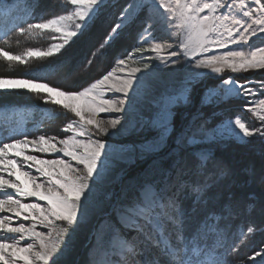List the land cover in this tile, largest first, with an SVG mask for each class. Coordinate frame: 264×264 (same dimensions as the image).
Wrapping results in <instances>:
<instances>
[{"label":"snow or ice","instance_id":"6c2138e0","mask_svg":"<svg viewBox=\"0 0 264 264\" xmlns=\"http://www.w3.org/2000/svg\"><path fill=\"white\" fill-rule=\"evenodd\" d=\"M19 3L0 0V17ZM23 4L24 18L0 32V58L60 59L41 74L0 76V96L30 93L41 102L34 107L53 106L41 109L35 131L6 126L0 138V264H59L97 214L86 264H97L99 251L107 264H245L229 258L259 226L232 222L257 208L264 214V163L237 171L217 149L257 138L264 159V77L243 75L264 73V0H53L61 11L42 0ZM14 35L51 42L16 54L5 47ZM125 36L135 44L113 54L114 65L87 87L49 83L53 72H87ZM78 43L82 58L66 55ZM235 101L240 108L230 115ZM55 109L75 117L62 137L41 130L59 119ZM0 112L12 115L13 106L0 102ZM125 133L143 139L117 143ZM149 157L117 197L121 166ZM252 185L261 188L258 199L239 194ZM248 260L264 264V246Z\"/></svg>","mask_w":264,"mask_h":264},{"label":"rangeland","instance_id":"374dc122","mask_svg":"<svg viewBox=\"0 0 264 264\" xmlns=\"http://www.w3.org/2000/svg\"><path fill=\"white\" fill-rule=\"evenodd\" d=\"M13 9L16 13H19V17H24V4L23 0H20L19 6L17 7L16 4H13ZM42 8H55V11H61L59 5H54L53 0H42ZM71 7V6H67ZM52 14V13H49ZM21 21V20H20ZM159 34V33H158ZM255 40L256 44H260L261 40L257 38H253ZM19 40V43L16 41ZM51 41L49 40L47 35L44 36H35L31 38H26L25 36H13L12 41H10V46L7 47V50L10 52L19 54L22 53L26 48L32 47V48H46L48 44ZM135 37L134 36H125L120 42H118L115 49H113V52L109 54L108 58L104 60H94L93 65L88 69L87 72H81L78 74V76H73L71 78H66L65 73L63 71H59L58 75L60 76L58 79H48L50 84L53 85H59L66 89H80L82 87H87L88 83L90 82L91 78H94L95 76L100 75L104 72V70H110L111 66L114 65L115 61L113 59V54H118L120 51H123L124 47L129 45L128 48L132 47L135 43ZM0 46H3L0 44ZM81 45L78 43L75 45L66 55L69 56H76L77 58H82L81 52ZM134 55H139V53H135ZM60 57H52L48 59L44 58H30L27 64H19L17 62H12L9 64L8 62L4 61L2 58L0 60L4 62V66L2 67V71H0V76H6V77H12V78H20L23 77V73L26 71L21 72L22 69L31 67V66H47L49 64L55 63ZM104 61V62H103ZM102 63V64H101ZM105 63V64H104ZM133 64V62H128ZM101 65V66H99ZM103 65V67H102ZM102 69H101V68ZM94 70H92V69ZM103 70V71H102ZM92 71V72H91ZM98 71V73H97ZM102 71V72H101ZM90 72V73H89ZM81 74V75H80ZM83 74V75H82ZM227 74V73H226ZM62 75V76H61ZM80 75V76H79ZM90 75V76H89ZM92 75V76H91ZM246 76H254L257 79L264 77V73L261 72H249L246 74H243ZM83 76V77H82ZM81 77V78H80ZM88 78V79H87ZM99 78V76H98ZM78 79V80H77ZM73 80H77V84L74 82H71ZM82 80V81H80ZM88 80V81H85ZM64 82V83H63ZM79 83V84H78ZM75 85V86H74ZM81 85V86H79ZM20 95V94H16ZM16 95H9V96H16ZM28 99H26V103L24 105H11L13 106L14 114L8 115L3 112H0V125H4L7 123V127H15L17 125L22 127H27L30 129H33L35 131V125L41 120L42 111L41 109L46 110H52L50 107H45L44 105H41V108L34 107L35 105L41 104V102L32 94L30 93H24L23 95ZM3 97V96H0ZM240 101H235L231 105L228 106V113L235 114L239 108H240ZM44 106V107H43ZM59 110V109H58ZM63 111V109H60ZM244 118H246L250 124L254 126H259L260 122L256 120L250 113H243ZM5 117V118H4ZM69 119H72L68 113L62 112V115H60L59 119L54 121H45L42 127V131L49 134V135H57V136H64L66 135L61 131V128L64 123H66ZM112 130H110L111 132ZM4 137L0 131V138ZM105 141L109 140L108 136H104ZM133 137V138H132ZM141 137V136H140ZM139 134L133 133L131 135L125 133L122 136H117L115 138L117 143H131L133 141H139L143 139V137L140 138ZM126 138V142H120V139ZM133 139V141H132ZM131 141V142H130ZM229 151L230 154H233L235 150L244 151L246 156L249 157L248 154H251L252 156L256 154H260V148L257 138H253V143L247 146H242L238 144H228L227 146L217 149V156L222 159L225 163L229 159L223 157L224 151ZM221 154V155H220ZM40 155V154H37ZM163 153H161V156ZM152 158L149 157L145 160H137L136 163L130 164V165H122L121 167L125 168L126 175L124 177L123 184H114L112 186L113 191L115 192L116 196L118 197L121 193L122 188L124 185H126L128 182L134 180L136 177H138L143 170L147 169L149 165L151 164ZM104 211H107V207L103 209ZM102 217L97 214L93 216L92 218V224H90L87 228L80 230L74 239L72 252L70 255L62 258L59 261V264H86L87 261V247L86 242L88 240V233L91 230L93 224L99 223V220ZM243 220L245 227L249 224H255L258 227L256 231L252 235L249 236L248 240L245 241L244 245L241 246V249L238 253L234 254L229 259L236 260L237 258L242 259L245 264H252V261L248 260V256L258 247L264 246V231H260V228H264V214H261L259 211L257 212H251L250 214H243ZM97 264H107L108 258L103 255L102 251H99L96 256Z\"/></svg>","mask_w":264,"mask_h":264},{"label":"trees","instance_id":"16d2710c","mask_svg":"<svg viewBox=\"0 0 264 264\" xmlns=\"http://www.w3.org/2000/svg\"><path fill=\"white\" fill-rule=\"evenodd\" d=\"M7 7H8V5L5 4V8H7ZM23 18L19 17V13H16L13 9V6H12V16L11 17H0V32L5 30L6 23H7L8 27H11L12 22L19 23L20 20H22ZM126 47L128 48L129 45H127ZM4 64L5 63L0 60V71H2V67L4 66ZM44 67H45L44 65H42V66H31V67H28V69L27 68L22 69L21 72L27 70L26 72L23 73V75H25V74H27V75L41 74L40 70L43 69ZM58 72L59 71L51 73L48 76V79H51V78L58 79L60 77L58 75ZM71 82L76 83L77 81L73 80ZM26 99H28V98L21 96V95H19V96L18 95H16V96H3V97H0V102L6 103L8 105H17V104L24 105L26 103L25 102ZM44 106L50 107L53 109L52 105H44ZM55 111H57L58 113H60L62 115V112H63L62 110L55 109ZM4 129H5V127L0 128L1 133L5 134ZM248 155H249V157L246 156L244 151L235 150L233 154H230V152L226 150V151H224L223 157L229 159L226 164L233 167L237 171H239L241 169L248 168L250 166H255L258 169L261 166V164L264 163V159H262L261 153L252 156V152H251V154H248ZM245 193L252 194L258 199L260 196V193H261V188L259 185H252L249 188L241 190L239 192L240 195H244ZM257 211H259L258 208L254 212H257ZM232 223H233L234 229L240 225L245 226L244 220H243V214L238 219L234 220Z\"/></svg>","mask_w":264,"mask_h":264},{"label":"bare ground","instance_id":"6f19581e","mask_svg":"<svg viewBox=\"0 0 264 264\" xmlns=\"http://www.w3.org/2000/svg\"><path fill=\"white\" fill-rule=\"evenodd\" d=\"M157 35H160V34H157ZM104 62V61H103ZM102 64V63H101ZM105 64V63H104ZM99 66H101V65H99ZM132 66H142V65H136V64H132V63H130L129 64V67H132ZM102 67H103V65H102ZM101 68V67H100ZM92 69V68H91ZM102 69V68H101ZM93 70V69H92ZM94 71V70H93ZM103 71V70H102ZM101 71V72H102ZM105 71V70H104ZM92 72V71H91ZM90 73V72H89ZM97 73H98V71H97ZM81 75V74H80ZM79 75V76H80ZM83 75V74H82ZM78 76V75H77ZM76 76V77H77ZM90 76V75H89ZM92 76V75H91ZM98 76H100L99 74H98ZM98 76H95L94 78H97ZM83 77V76H82ZM81 78V77H80ZM88 79V78H87ZM78 80V79H77ZM76 80V81H77ZM80 81H82V80H80ZM85 81H88V80H85ZM74 84V83H73ZM77 84V83H76ZM79 84V83H78ZM75 86V85H74ZM79 86H81V85H79ZM118 95V94H117ZM64 111V110H63ZM68 115H70V117H72V119H75V117H73L72 116V114H70V113H68ZM116 115H118V114H115V113H101L100 114V116L98 117V119H101V120H103V119H105V118H107V117H109V116H116ZM119 127V126H118ZM111 130V129H110ZM141 135L139 134V137H140ZM141 137H143V136H141ZM140 137V138H141ZM100 139H102V140H107V139H105V137L104 136H100L99 137ZM133 138V137H132ZM127 140H126V138H122V139H120V142H126ZM132 141H133V139H132ZM131 142V141H130ZM57 156H59V155H61V154H59V153H57L56 154ZM64 159H67V157H65Z\"/></svg>","mask_w":264,"mask_h":264}]
</instances>
